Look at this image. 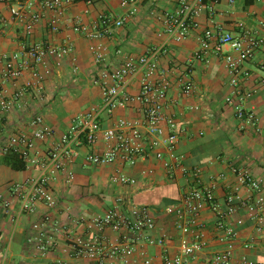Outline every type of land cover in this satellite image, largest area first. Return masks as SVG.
Instances as JSON below:
<instances>
[{
    "label": "crops",
    "instance_id": "1",
    "mask_svg": "<svg viewBox=\"0 0 264 264\" xmlns=\"http://www.w3.org/2000/svg\"><path fill=\"white\" fill-rule=\"evenodd\" d=\"M121 0H73L59 17V29L50 32L47 19L53 16L43 12V18L34 26L30 34L25 32V22L30 13L26 12L24 20L12 18L10 9L13 0H0V56L10 55L23 48L37 43L48 42L61 45L70 42L73 45L72 58H66L58 66L48 61L50 75L41 84H37L31 71L26 70L17 80L0 82V100L9 102V110H0V158L3 147L13 133L30 134V120L41 116L54 132L53 137L44 142L36 141L35 150L45 152L55 143L59 135L66 131L73 118L100 102V89L92 82L96 74L94 52L91 48L100 46L106 61L113 67L121 64L125 58H139L149 50L157 49L153 58L159 70H164L167 82V97L164 115L172 120L175 128L171 130L166 121L161 123L163 137L174 133L177 143L173 151L184 158L187 169H198L204 185L213 186L215 200L224 208V200L228 189L235 186V179L228 170L232 163L244 168L264 184V46L258 48L253 57L242 63L239 68L248 76H239L241 92H249L251 96L242 102L247 111H253L258 118V126L247 127L234 116L233 108L225 103L232 95L231 75L225 64V55L233 54L228 47L221 52L214 50V43L209 49L201 52V41L205 29L220 28L223 32L234 36L244 31L264 37V2L257 6L255 0H244L239 8L229 11L219 10L221 0L211 7L214 14L205 11L198 19L199 27L192 30L181 42H175L166 33L164 15L175 14V0H137L135 13L127 17L122 27L114 28L103 39L90 40L83 34L73 31L74 23L79 22L92 28L101 15L123 16L129 7H122ZM232 0L227 4L231 6ZM29 5L30 11L40 9L32 0H22ZM200 52L196 58L195 53ZM76 68V72L73 69ZM38 73L42 68L37 69ZM142 72L133 76L127 90L136 94L139 89ZM151 81L156 76L150 78ZM191 83L192 91L188 96L181 93L184 82ZM31 83L26 88L25 84ZM39 88V90H38ZM22 91V107L19 101H13L15 93ZM139 118L137 108L116 110L111 118L105 114L101 118V128H111L118 119L134 120ZM97 150L102 151L106 145L99 141ZM159 150L164 161L153 156L139 160L134 166H122L115 163L109 166L94 167L84 163V156L90 151L82 147L79 157L65 165V171L71 172L73 180L65 183V172L59 173L51 183L55 204L46 209L38 206V215H18L15 204L6 212L0 203V264H140L149 260L151 264H162L163 256H176L182 234L176 227V218L165 213L168 206L176 204L185 188L182 174L174 170L169 179L163 164L168 161V151L164 146ZM67 163V162H66ZM117 173L134 179L135 184L121 188L110 183V178ZM37 168H27L15 172L0 164V196L8 198V186L21 183L38 176ZM220 175L224 179H220ZM242 198L249 192L239 190ZM118 198L128 200L132 205L145 207L154 220V229L142 235L134 244V251L127 256L109 257L108 246L120 240L125 231L113 232L106 229L102 241L106 248L97 259L76 258L72 256L71 246L67 241L68 232L73 238L85 237L82 225L74 226L78 217L90 219L103 216L109 209L121 207L116 203ZM49 214V222L43 227L44 237H50L55 246L44 254L37 249L38 233L32 225L39 221L41 214ZM237 220L242 225L237 226ZM199 222L204 225V239L209 251L220 249L215 240L214 216L209 211L200 214ZM226 222L236 231L233 264L239 259L264 264V227L256 232L247 218L246 211L239 210L226 218ZM64 228L65 230H63ZM56 229V230H55ZM165 238L163 246L149 245L146 237ZM248 244V248L244 246ZM189 264H204V255L197 257Z\"/></svg>",
    "mask_w": 264,
    "mask_h": 264
},
{
    "label": "built area",
    "instance_id": "2",
    "mask_svg": "<svg viewBox=\"0 0 264 264\" xmlns=\"http://www.w3.org/2000/svg\"><path fill=\"white\" fill-rule=\"evenodd\" d=\"M136 1H120L122 7L130 8L123 16L101 15L92 28L76 22L72 29L90 40L106 38L114 28L122 27L127 17L135 13ZM32 2L38 6L39 11H30V6L24 5L22 0H13L14 4L10 9L12 18L18 21L24 20L26 12L30 13L28 19L23 22L27 34H30L34 26L43 18V12L53 14L47 19V26L50 32L56 33L59 29V17L68 6L73 4V0H32ZM175 3L177 11L175 14L164 15V27L165 33L172 40L181 42L192 30L199 27L198 19L205 11L214 14L211 6L217 3V0H175ZM202 35L201 52L209 49V43L213 42L216 52L220 53L223 47H228L235 54V56L225 55L224 57L227 70L231 75L230 84L233 87V93L226 98L225 103L233 108L237 120L247 127L257 128L259 120L256 114L245 110L242 105L243 100L250 97L251 93L241 92L239 76L245 77L248 74L242 72L239 66L251 59L258 48L264 46V37L247 31L234 36L223 32L220 28L205 29ZM91 49L94 52L97 67L92 82L100 89V102L96 107L76 115L69 128L60 134L56 142L51 144L45 152L36 151L35 142L48 140L53 137L54 132L41 116H35L30 120L29 125L32 128L30 134L13 133L8 138L3 147V154L8 150L13 151L24 161L25 169L37 168L39 174L24 182L10 184L8 198L0 196L2 208L8 212L16 204L17 216L38 215L39 205L46 209L52 208L55 199L51 183L57 174L63 172L66 174L65 183L72 182L73 175L65 171V165L79 157V150L82 147L90 150L83 158L86 165L103 167L119 163L122 166L132 167L139 160L146 159L150 155L163 162V154L159 148L164 146L168 151V161L164 162L163 167L168 178L172 179L174 170H177L185 179L181 199L176 204L166 207L165 213L174 216L177 229L189 237L180 240L176 256L164 255L162 264H189L201 255H204V264H233L236 231L226 222V218L239 210H244L254 230L260 232L264 227V184L255 179L248 170L234 163L230 164L228 170L235 179V186L228 189L224 208H222L215 200L213 186L202 183L200 170L187 169L183 163V156L173 153L177 143L176 135L170 133L163 137L161 123L166 121L171 130L175 128V124L172 120H167L163 112L168 84L164 80V70H159L153 60L158 50H149L136 59L125 58L121 64L113 67L106 61L100 46ZM72 53L73 45L70 42L53 45L42 41L10 55L0 56V82L17 80L23 72L30 70L37 84H41L50 75L48 61L52 60L58 66L66 58H72ZM195 57L199 58L200 52L195 53ZM38 68H42L41 73H38ZM73 72H76V68ZM139 72H142L139 89L136 94H131L127 90L129 80ZM153 76H156V79L151 81L150 78ZM25 86L29 88L31 83ZM191 91V83L186 81L181 85L182 95L188 96ZM23 94L20 91L12 97L13 101H19V108L23 105L21 102ZM135 107L139 118L118 119L111 128H101L103 114L111 118L116 110ZM0 110L1 113L7 112L9 102L1 99ZM99 141L106 145L102 151L97 150ZM219 177L224 179L223 175ZM109 181L112 185L121 188L135 184L134 179L121 173L114 174ZM241 189L247 190L249 195L242 198L239 194ZM116 203L119 204L120 209L112 208L103 216L90 219L80 216L74 221L75 227L83 225L87 233L85 237L73 238V234L68 232L66 238L71 246L72 256L89 259L100 257L103 249L107 247L101 238L106 229L113 232L125 231L120 240L108 246L109 257L127 256L134 251L135 242L143 234L154 229V220L147 208L134 206L122 198H118ZM203 211H209L214 216L215 240L221 247L216 251H209L208 243L204 239V225L199 222ZM49 220V214L43 213L40 220L32 225V229L38 233L36 249L41 254L55 246L52 239L45 238L43 233V227ZM235 224L240 226L242 221L237 220ZM145 239L149 245L163 246L165 242L164 237L154 239L147 236ZM244 247L248 248V244ZM140 264L151 263L149 260H144ZM239 264L263 263L241 257Z\"/></svg>",
    "mask_w": 264,
    "mask_h": 264
},
{
    "label": "trees",
    "instance_id": "3",
    "mask_svg": "<svg viewBox=\"0 0 264 264\" xmlns=\"http://www.w3.org/2000/svg\"><path fill=\"white\" fill-rule=\"evenodd\" d=\"M0 164L4 165L15 172H21L25 170V163L19 157L18 154L14 153L11 150H8L3 156L0 158Z\"/></svg>",
    "mask_w": 264,
    "mask_h": 264
},
{
    "label": "rangeland",
    "instance_id": "4",
    "mask_svg": "<svg viewBox=\"0 0 264 264\" xmlns=\"http://www.w3.org/2000/svg\"><path fill=\"white\" fill-rule=\"evenodd\" d=\"M227 1L228 0H221V5L218 6L217 8L219 10L229 11L230 10V7H233V9H236V8H239L240 6H242L244 4V0H232L233 1V4L231 6H229L227 4ZM263 2H264V0H255V4L257 6L262 5Z\"/></svg>",
    "mask_w": 264,
    "mask_h": 264
}]
</instances>
